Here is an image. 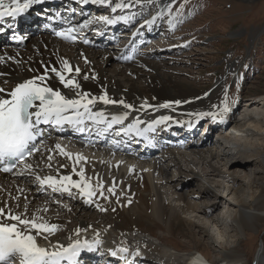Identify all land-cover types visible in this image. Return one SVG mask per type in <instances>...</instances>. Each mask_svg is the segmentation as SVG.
I'll use <instances>...</instances> for the list:
<instances>
[{
    "label": "bare ground",
    "instance_id": "1",
    "mask_svg": "<svg viewBox=\"0 0 264 264\" xmlns=\"http://www.w3.org/2000/svg\"><path fill=\"white\" fill-rule=\"evenodd\" d=\"M50 1L38 0V2L32 3L22 14L13 18V22H15L13 26L18 24L23 33L28 32L27 29L32 31L38 20V16L34 15L36 11H32V8L42 3L49 4ZM170 1L105 0L103 4L105 6L114 5L115 7L122 5V7H119L120 9L128 2L131 4L128 7L137 4L138 8L142 4H145L144 6L151 4L155 7V10L151 11L150 14L157 23L159 20L163 21V18L167 20L164 5L169 4ZM7 2L9 0H6ZM69 2L71 4L74 2H89L90 5L101 4L100 0H69ZM21 3H23V0H21ZM59 11L60 9L55 12ZM117 13L119 11L112 15L115 16ZM125 28L123 27V29ZM93 29H96V27ZM93 29H89L87 35H91ZM68 30L57 31L56 33H68ZM71 30L68 33L71 37L70 39L39 30L33 35L29 34L30 36L26 38L23 45H14L7 43L4 39H0V58H2V62H0V87L6 90L5 93L0 94V98H9L7 94L17 84L45 75V69L47 68L49 70L45 81L47 86L53 88V90L60 91L71 99L79 98L76 94L77 92L87 93L88 98H96L95 103L89 105L93 113L102 112L105 117L124 116L126 114L129 126L136 124V121L139 120L140 123L132 130L145 128L151 131L160 125L176 123L180 125V122L184 123L201 119L198 115L201 112L217 113L223 107L227 93L226 83L222 79H219L214 87L208 91L199 90L193 86L185 85L184 80L173 79V76L165 71H169L170 69L168 68L146 64L145 61L138 58V54L136 56L133 55L132 59H130L129 53L132 51L136 52V46L139 45L136 41H130L126 50L117 56L107 50H103L105 46L102 49H96L87 44L88 42L85 43L87 35L84 41H76V32L73 29ZM14 33L17 32H13L11 35ZM115 34H118L116 41L123 36L119 35V31ZM129 37L131 39V35ZM10 40H12L11 37L9 42ZM104 40L106 41L107 39ZM148 45L151 48L161 46L159 43L150 42V40ZM65 60L72 66L73 70L75 68L80 69L78 76L75 75L74 71L72 74L65 73L66 78H75L80 85L79 89L65 88L55 74L50 71L52 68L61 70V61ZM235 68V65H229L228 72H234ZM85 76L88 79H85ZM105 94L115 103L104 104L100 101L99 97ZM121 101L124 104L131 105V108H125L120 103ZM254 103L252 100H250L249 105L246 103L244 105L245 112H248L253 106H260L259 103L258 105ZM165 104L169 105V107H163ZM229 109V111L232 110L231 106ZM81 111L83 110L81 109ZM68 114L72 113L69 112L66 115ZM164 116H168L171 119L160 124H154L156 120ZM227 116L226 114L225 118ZM205 118L212 119L210 116H205ZM216 119H219V117ZM235 119L233 116L227 118V123L221 127L228 126L231 130L227 134V129L225 131V128L220 131L219 133H225V137L221 136L222 133L218 136L220 139L233 137L231 142H235L236 138L240 137V133H244L246 137L250 133V136L252 135L256 138L255 140H260L259 138L264 137V115L262 118L259 115L252 116L251 113L247 114L243 125H238ZM214 122L216 123V121ZM150 124H154V129L148 128ZM221 127L219 125L218 130H221ZM212 129V127H209L206 132ZM159 132L165 135L163 128H159ZM197 132L199 131L196 129L194 135H198L199 133L197 134ZM143 142L147 144L148 141L143 139ZM206 142H209V140L205 139L199 146L197 142L183 149L164 147L161 155H154V158H151L150 162L145 165L151 171L154 179H160L158 183H160L161 187H158V184L154 182L156 179L151 181L145 174H140L132 163L120 172L119 164L115 165L114 163L124 159L107 155L100 146L83 145L72 150L70 148L71 145H69L66 148L67 150H64L62 149L64 146L60 144V149H57L56 146L58 144L49 137L42 144H39L40 146L37 147L39 148L38 153L30 157V159L32 158L31 161L29 159L20 169L15 170L10 175H0V208L4 209L5 213L20 215L24 219L38 218V222H46L58 226V230L52 234L48 232L32 233L37 244L49 251L53 250L56 244L67 247L77 239L93 242L98 239L100 241L99 245L106 247L120 245V242H124L123 236L126 231H140L155 238L151 233V228L160 221L171 235L181 230H185L191 235L189 238L191 246L188 247L191 253L184 254L185 256H158L157 261L159 264H243L244 251L239 246L240 241L238 238L251 236L250 233H260V229L264 224V189L260 185L264 183V179L259 181V179L264 178V148H259L256 145L254 146V151L250 148L237 151L236 154H239L242 158L248 155L255 157L256 166L249 175L246 170L239 168L245 165L241 162L242 160H233L234 158L229 153L230 147H234V145L230 146L229 142L226 141L228 143L227 146H222L218 142V147H211ZM63 144L68 145L66 143ZM61 149L65 151L63 153L68 151L67 155L62 154ZM70 151L73 153L70 154ZM82 151H84L83 154ZM146 152L149 153V150ZM186 154H189V157ZM69 155L72 159H69ZM77 156L83 157V161L76 162L75 158ZM98 156L100 158H95ZM37 161L40 162L37 163ZM112 161L115 162L111 163ZM167 162H170L171 166L178 171V178H172L169 175ZM84 163L87 165H83ZM185 166L187 168H184ZM81 170H83L84 180L93 189H96V194L90 202H86L87 198L82 196L75 188L70 189L71 194L53 191V189L50 190L51 187L41 185L37 179V177L43 179L49 176L60 179L64 176H70L73 181L79 182L81 176L78 173ZM256 171L260 172L263 177L251 179ZM237 176L242 177L244 181L242 186L234 184ZM209 177L216 181V183L213 182L214 186L206 182ZM120 182L122 184L121 187L129 193V196L124 197L123 194H119L117 185ZM225 182L230 184H227L229 187L225 185ZM193 183L196 184V187L199 186L197 191L196 188H190ZM223 184L226 186L225 189ZM233 184L234 188L231 187ZM212 186L228 194L227 198L230 197L228 202L226 201L224 204L225 208L235 209L233 211L235 213L233 214V219L229 221L230 224L223 218L226 212H220L216 217L211 215L214 207L219 204L216 201L217 197L211 191ZM109 188H113L114 191L109 192ZM41 189L47 190L43 195L45 197L47 194L45 200L43 196L41 199L40 195L37 194ZM164 194L166 196H177L173 200V206L167 205V202L164 201ZM37 196L40 200L37 199ZM60 198L72 199V205H70V202L68 203L70 206H66L67 203L62 204ZM99 198H102L100 202H98ZM151 199L154 200L152 201ZM47 200L50 201V204L47 203ZM212 200L216 201L214 207ZM233 205L235 207H231ZM181 214L191 215L200 223L196 224L194 221L187 220ZM93 215H100L101 219L94 218ZM229 216L226 218L228 219ZM88 220L91 221L88 222ZM98 221L103 222L104 226H99L97 224ZM3 222L12 223L13 221L3 219ZM208 224H210L209 226L214 232L208 238L214 239L213 243L216 242V244L218 243L221 246V250L218 251L220 256L218 257L212 258L204 253L201 254L204 250L198 242L200 239L194 233V230H199L198 233H201V235L204 233L207 236V231L205 232L203 225ZM223 225L224 228L221 229ZM231 226L234 229L232 230L233 235L237 239L234 241L224 240L225 233L223 231L229 230ZM77 230L80 232L79 236L76 235ZM113 235L120 242H113ZM161 239L157 238L160 244L162 243ZM124 245L126 246L125 243ZM139 248L145 250L148 258L146 262L155 264L150 259L151 257L149 258V255H147L146 251L149 250V247ZM162 249L164 252L170 253L168 252V247ZM171 250L175 252L173 248ZM255 264H264V243L256 255Z\"/></svg>",
    "mask_w": 264,
    "mask_h": 264
},
{
    "label": "rangeland",
    "instance_id": "2",
    "mask_svg": "<svg viewBox=\"0 0 264 264\" xmlns=\"http://www.w3.org/2000/svg\"><path fill=\"white\" fill-rule=\"evenodd\" d=\"M164 6L166 8V11L164 10V12L169 15L168 20L170 21V26L166 25L168 21H166V23H163L165 25L162 26L163 28H161L159 35L155 39H153L154 43H159L161 46L157 48H148V46L140 47L137 50L139 54L138 58L145 61L146 64L158 65L161 68L170 69L169 71H165L173 76V79L184 80L185 85L193 86L194 88L199 90L208 91L214 87L219 79H222L226 83L228 105H230L232 101L233 103H237L238 99L241 97L244 98L243 102L240 101L242 102L241 104H237V113L234 116V118H236L235 121H237L238 125H243L245 116L250 113L252 116L259 115V117L263 118L264 106H262V104H264V0H171L169 4ZM124 45H127V41L118 39V41L109 46L110 52L113 54H118L121 52V48ZM229 65H235L236 68L234 72H228ZM250 100L254 101L255 105H258L259 103L260 106H253L249 109L248 112H245L244 105L246 103L249 105ZM228 128L227 131L225 129L226 134L231 130L230 127ZM219 132L220 130L216 131L217 134H213V131H210V133L212 134L207 135L206 140H209V142L206 143H208V145L211 147H218V142L222 146H227V142H229L230 146L234 145V147H230L229 153L234 158L233 160H242L241 162H243L245 165H242V167L239 168L246 170L250 175L252 170L256 166L255 157L248 155L247 157L242 158V156L236 153L238 150H243L244 148H250L254 151V146L256 145H258L259 148H264V137L259 138L260 140H255L256 138H254V136L252 135L250 136V133H248L247 137L244 133H240V137H237V140L235 142H231L233 137H228L227 139H225V133L223 134L221 132V134ZM198 133L201 134L200 132H197V134ZM220 134L221 136H224L221 139L218 137ZM62 149L67 150L66 148ZM62 152L65 151L62 150ZM83 152L84 151H82V154ZM66 153H68V151H66ZM71 153L73 152L70 151V154ZM186 156L189 157V154H186ZM95 158L100 157L98 156ZM39 160L41 161V159ZM40 161H37V163ZM114 162L115 161H112L111 163ZM117 162H120L122 164L119 165L120 172L126 169L128 167L127 165H130L131 163L133 167L135 165V162L124 160L116 161L114 164L116 165ZM83 165L87 164L84 163ZM136 168L140 174H145V176L149 177L151 181H154L156 179H154L151 171L148 167H146V165L138 164ZM167 168L169 170V175L172 178H178V171L171 166L170 162H167ZM184 168H187V166H185ZM118 174L120 175V173ZM261 175L262 174L260 172L258 173L256 171L254 172L251 179H254L256 177H263ZM207 179L208 180L206 182L210 185L213 184L214 186L213 182L216 183V181H213V178L211 177ZM263 179L264 178H261L259 179V181H262ZM159 180L160 179H156L154 182L158 184V187H161L159 185L160 183H158ZM227 184L229 183H226L225 185ZM234 184L242 186V184H244L242 177L237 176L236 182ZM234 184L231 185V187L234 188ZM225 185L223 184L224 189L226 187ZM229 185H227V187H229ZM260 185H262L261 188L264 189V183ZM121 186V182L118 183L117 188H119V194H123L124 197L129 196V193L124 191ZM190 188H196L197 191L199 189V186L196 187V184L193 183L190 185ZM50 190H52V188ZM46 191V189H41V191H39V193L37 194L40 195V198L42 199ZM211 191L217 197L216 201L219 202L217 207H214V205H216V201H211L214 207L211 215L213 217H216L220 214V212H226V214L223 215V218H225L227 223L230 224L229 221L233 219V214H235L233 211H235V209L225 208L224 205L226 201L228 202V199L230 197L227 198L228 194H225L222 192V190H218L214 187ZM164 196V201L167 202V205L173 206V200L177 196H166V194H164ZM40 198L38 197L37 199L40 200ZM46 198L47 194L44 197V200ZM60 199V202L62 204L67 203V206L70 202V205H72V199ZM101 200L102 198H99L98 202H100ZM49 202L50 201L47 200L48 204H50ZM231 207H235V205ZM181 216H185L187 220H191L192 222L194 221V223L196 224L200 223L191 215L181 214ZM227 216H229L228 219L226 218ZM93 217L101 219L100 215H93ZM90 221L91 220H88V222ZM100 221L97 222L99 226L104 224ZM209 225L210 224L203 225V227L205 228V232L207 231V236L204 235V233L202 235L201 233H198L199 230H194V233L200 239L198 242L199 244H201L200 246L204 250L203 252H201V254L204 253L208 257L213 258L220 256L218 254V251L221 250V246H219L218 243L216 244V242L213 243L214 239L212 240L208 238V236L210 237L211 233L214 234ZM232 227L233 226H231V228L228 227L230 229L226 230L227 232L223 231V233H225L224 240L234 241L237 239L233 235L232 230L234 229ZM222 228H224V225L221 226V229ZM167 230L168 229H166V227L162 225L160 221H158L157 224L151 228V233L155 238L149 236L147 233H142L140 231H126L125 235L123 236L124 242L121 243H125L128 246H148L149 250L146 249L147 255H149V258L151 257L150 259L155 264H159L157 261L158 256L162 257L164 255H172L174 257L182 256L184 254H190L191 252L188 247L191 246L189 239L191 235L188 234L185 230L176 231L171 235V233H169ZM252 234L250 233L251 236L248 235L246 238L244 237L245 239L243 237L238 238V240L240 241L239 246L244 251V256L242 257V263L244 262L243 264H255L256 255L258 251H260V248L264 243V224L260 229V233ZM157 238H162V245L159 243V241H157ZM112 241L120 242L116 239L115 235L112 236ZM167 247L169 249L168 252L170 253H167V251L164 252V250L162 249ZM171 248H173L175 252L171 250Z\"/></svg>",
    "mask_w": 264,
    "mask_h": 264
},
{
    "label": "snow or ice",
    "instance_id": "3",
    "mask_svg": "<svg viewBox=\"0 0 264 264\" xmlns=\"http://www.w3.org/2000/svg\"><path fill=\"white\" fill-rule=\"evenodd\" d=\"M34 2H38V0H23V3H21V0H9L7 3L6 0H0V19L4 17L15 18L27 10ZM100 2L104 3L105 0H100ZM117 7H122V5H117ZM105 22L113 23L114 21L105 18ZM71 31L69 29L68 33ZM68 33L60 32L57 35L65 39H70L71 37ZM0 62H2V58H0ZM61 64V70L52 68L50 71L55 74L65 88L79 89L80 85L75 78H66L65 73L72 74L74 71L75 75L78 76L80 69L75 68L73 70L72 66L66 60L61 61ZM48 71L46 68L45 75L17 84L7 94L9 98H0V162L6 160L23 162L26 154L31 155L30 146L36 140L39 134L38 126L41 124H81L85 118L96 123L106 121L107 118L104 116V113H93L89 107V105L95 103L96 98H88L87 93L82 94L77 92L76 94L79 98L71 99L67 98L60 91L53 90V88L47 86L45 81ZM84 78L88 79L87 76ZM5 91L4 88L0 87V94L5 93ZM99 100L104 104L115 103L106 94L100 96ZM120 103L125 108H131V105L124 104L123 101ZM163 107H169V105L165 104ZM229 110L227 97H225L223 107L219 112H201L198 115L201 118L210 116L214 120L217 117L223 120ZM69 112L72 115H66ZM126 118V114L124 116H113L112 123H122ZM170 119V117L164 116L156 120L154 124H160ZM139 123L140 121L137 120L136 124L130 125L128 131L135 129ZM154 124H150L148 128L154 129ZM56 147L60 149V145ZM36 150L38 151L39 149ZM62 154L67 155L63 152ZM69 159H72L70 155ZM82 159L83 157L79 156L75 158L76 162ZM3 170L8 172L12 168L5 167ZM78 174L81 176L79 182L73 181L70 176H64L60 179L51 176L43 179L37 177V179L41 185H47L53 191H62L71 194L70 189L75 188L82 196L87 198L86 202H90L96 194V189H93L84 180L83 170ZM108 191L113 192L114 189L109 188ZM3 219L13 222L4 223ZM57 230L58 226L46 222H38V218L24 219L20 215L5 213L4 209L0 208V264H16L17 261L18 264H63L65 261L67 264H78L76 258L80 255V252L85 248L91 250L93 247L92 244H89L87 241L81 243L77 239L67 247L56 244L53 250L49 251L44 247H40L34 235H32L33 232L37 234L43 232L52 234ZM79 234L80 232L77 230L76 235L79 236ZM95 243L99 244L100 241L97 239ZM118 251L126 253L127 249L121 248ZM112 254L116 255V252Z\"/></svg>",
    "mask_w": 264,
    "mask_h": 264
}]
</instances>
